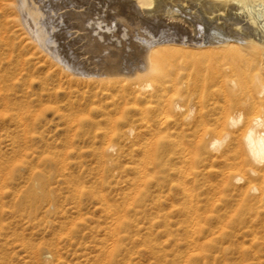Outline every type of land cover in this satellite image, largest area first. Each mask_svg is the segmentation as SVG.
I'll return each instance as SVG.
<instances>
[{
	"label": "rangeland",
	"instance_id": "obj_1",
	"mask_svg": "<svg viewBox=\"0 0 264 264\" xmlns=\"http://www.w3.org/2000/svg\"><path fill=\"white\" fill-rule=\"evenodd\" d=\"M15 2L0 0V264H264V218L204 219L217 233L193 250L169 172L151 163L154 100L136 102L126 75L73 78L30 41ZM204 109L183 110L204 114L189 140L211 124Z\"/></svg>",
	"mask_w": 264,
	"mask_h": 264
},
{
	"label": "bare ground",
	"instance_id": "obj_2",
	"mask_svg": "<svg viewBox=\"0 0 264 264\" xmlns=\"http://www.w3.org/2000/svg\"><path fill=\"white\" fill-rule=\"evenodd\" d=\"M15 1L30 41L73 78L126 75L136 102L154 100L148 159L169 172L194 251L217 233L204 219L264 218V0ZM197 104L211 124L193 141L185 127L204 114L182 115Z\"/></svg>",
	"mask_w": 264,
	"mask_h": 264
}]
</instances>
